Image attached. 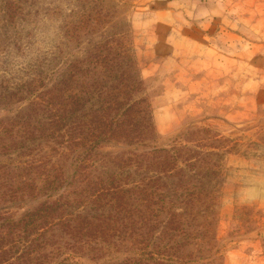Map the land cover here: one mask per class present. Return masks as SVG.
Returning a JSON list of instances; mask_svg holds the SVG:
<instances>
[{
  "label": "rangeland",
  "instance_id": "1",
  "mask_svg": "<svg viewBox=\"0 0 264 264\" xmlns=\"http://www.w3.org/2000/svg\"><path fill=\"white\" fill-rule=\"evenodd\" d=\"M68 62L83 74L54 94L52 78ZM97 77L106 99L116 94L142 111L146 128L138 148L102 142L86 160L96 165L132 150L152 153L146 160L154 165L168 155L185 178L174 194L154 195V168L143 173L153 178L147 186H132L141 181L132 174L120 182L134 195L131 222L104 241L63 234L44 264H264V0H0V95L12 93L3 103L0 96L4 234L45 199L14 194L21 178L70 180L83 148L68 113L49 122L31 109L47 101L59 108ZM26 112L35 118L17 117ZM6 145L41 164L24 169L15 154L3 156ZM64 189L53 199L72 198ZM141 213L149 220L138 226Z\"/></svg>",
  "mask_w": 264,
  "mask_h": 264
},
{
  "label": "trees",
  "instance_id": "2",
  "mask_svg": "<svg viewBox=\"0 0 264 264\" xmlns=\"http://www.w3.org/2000/svg\"><path fill=\"white\" fill-rule=\"evenodd\" d=\"M11 27L9 24H5V28L10 29ZM74 73L83 74L80 68L74 67L70 62L62 70H58L56 77L52 78L54 79L52 80L54 94L60 91L67 82L72 83L77 80L74 79ZM97 79L98 77L81 85L77 83L79 92L70 91L65 96V104L59 107L60 110H58L59 108L51 110L44 107L49 104L48 101L47 104H43V107L31 109L32 111L36 110L35 117H47L49 122L58 120L59 116L62 119L64 112L68 113L75 119L74 129L79 133L77 141L83 148L75 150V156L71 162L74 168L70 180L64 173L47 175L41 178L38 185H35L33 180L21 178L22 183L18 185L14 194L20 191L24 195L30 196L35 191L33 196L38 198L43 195L45 199L41 200L35 211L25 213L18 220L12 221L10 232L4 234L0 229V264H44L46 260L53 257L51 254L54 249L58 250L56 242L63 234L72 239L73 236L83 231L84 234H82L87 238L99 237L101 241H104L110 233V229L118 232L119 223L125 220L131 222L132 212L130 213L128 206L130 201L134 200V195H132V190L130 194V187L124 186L120 182L129 179L132 174L140 172L141 176V181L133 183L132 186H137V188L147 186L153 178L146 179L143 173L154 168V195H158L157 190L162 194H164L163 191L170 195L174 194L177 185H183L185 177L180 171H173L168 155L159 160L155 159L153 165L150 164L151 162H147L149 160H146V157L152 153L145 152L142 156H138L135 151L124 150L121 155L111 159L101 158L99 163L104 164L106 169L104 172L98 171L99 163L90 164V159L86 160L89 154L102 142L113 140L121 144L135 145L134 149L138 148L141 146V138L144 136L140 126L146 128L143 125L145 123L142 122L144 121L142 111L135 105H124L117 97H113L116 94H110V98L106 99L104 94L108 93L107 86L104 82L101 84ZM125 90L118 91L124 93ZM25 91H29L28 85H25ZM8 94L9 92L0 95L3 98L1 103L5 98L8 99L12 93ZM32 115V113L26 112L23 116L17 115V117L29 120L35 118ZM53 118L54 120H51ZM85 145L88 146L84 147ZM2 149L3 156L11 157L15 154L17 158L14 163L23 164L24 169L41 164L39 159L33 160L24 152L12 150L13 145L3 146ZM8 152L9 154H6ZM156 153L157 150L154 149V154ZM8 166L5 165L4 168ZM92 167H96L94 170L97 174L94 176H90L88 171ZM24 169L21 168L20 172L22 173ZM20 175L18 173L15 177ZM63 186L66 191L70 189L68 196L72 195V198H63L62 195L60 199H53L51 193ZM170 202L172 203L173 200L171 199ZM187 204L188 202L183 201L184 206ZM148 220L146 213L138 214L136 225H145ZM94 232H97L99 236H89ZM125 260L129 261V264H145L147 259L142 263L131 258ZM117 264L126 263L122 261Z\"/></svg>",
  "mask_w": 264,
  "mask_h": 264
}]
</instances>
